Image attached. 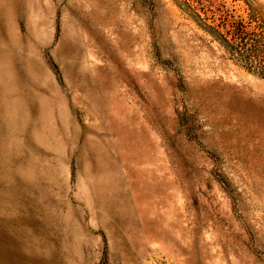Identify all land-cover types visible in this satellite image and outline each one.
Instances as JSON below:
<instances>
[{
	"label": "rangeland",
	"instance_id": "374dc122",
	"mask_svg": "<svg viewBox=\"0 0 264 264\" xmlns=\"http://www.w3.org/2000/svg\"><path fill=\"white\" fill-rule=\"evenodd\" d=\"M197 16L264 0H0V264H264V65Z\"/></svg>",
	"mask_w": 264,
	"mask_h": 264
},
{
	"label": "trees",
	"instance_id": "16d2710c",
	"mask_svg": "<svg viewBox=\"0 0 264 264\" xmlns=\"http://www.w3.org/2000/svg\"><path fill=\"white\" fill-rule=\"evenodd\" d=\"M186 4L194 13L193 6ZM197 17L202 27L218 42L220 49L224 50L231 60L250 68L264 65V27L258 32L255 26L244 21L214 24L209 22V19Z\"/></svg>",
	"mask_w": 264,
	"mask_h": 264
}]
</instances>
